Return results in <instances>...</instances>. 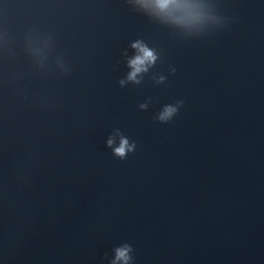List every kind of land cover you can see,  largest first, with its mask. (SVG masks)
I'll list each match as a JSON object with an SVG mask.
<instances>
[{"label": "water", "instance_id": "95a60500", "mask_svg": "<svg viewBox=\"0 0 264 264\" xmlns=\"http://www.w3.org/2000/svg\"><path fill=\"white\" fill-rule=\"evenodd\" d=\"M0 264H264V0H0Z\"/></svg>", "mask_w": 264, "mask_h": 264}, {"label": "clouds", "instance_id": "9594fccd", "mask_svg": "<svg viewBox=\"0 0 264 264\" xmlns=\"http://www.w3.org/2000/svg\"><path fill=\"white\" fill-rule=\"evenodd\" d=\"M170 2V0H157V6L161 9L167 7L168 3ZM133 47H139V45H133ZM140 52L142 53V55L137 56L133 61H131V65L134 68V72H133V76L135 75L136 72L141 71V66L146 62H151L152 60L155 59L153 52L148 50L145 47H141L140 48ZM131 78V77H130ZM176 112L175 108H167L165 110V112L163 113V115L160 117L161 120H167L169 119L174 113ZM109 144H111V141H109ZM135 147V145L129 146L128 145V141L126 139H122L120 146L117 147L114 150V154L118 157H120L121 159H123L126 155L127 152H131L133 150V148ZM129 248L128 247H124L122 249H119L117 251V259L118 260H124L125 262H127L128 260V252H129Z\"/></svg>", "mask_w": 264, "mask_h": 264}]
</instances>
